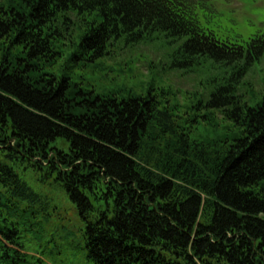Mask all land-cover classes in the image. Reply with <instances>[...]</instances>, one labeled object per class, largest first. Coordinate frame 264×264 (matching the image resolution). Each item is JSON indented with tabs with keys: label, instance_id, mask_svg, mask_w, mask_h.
I'll use <instances>...</instances> for the list:
<instances>
[{
	"label": "trees",
	"instance_id": "16d2710c",
	"mask_svg": "<svg viewBox=\"0 0 264 264\" xmlns=\"http://www.w3.org/2000/svg\"><path fill=\"white\" fill-rule=\"evenodd\" d=\"M5 2L0 264H28L27 168L74 205L86 264H264V93L254 105L237 93L264 52V31L219 38L198 17L201 0ZM157 39L171 47L173 69L227 70L211 78L206 101L171 104L153 86L97 95L75 74L118 46ZM216 113L235 130L192 139Z\"/></svg>",
	"mask_w": 264,
	"mask_h": 264
},
{
	"label": "rangeland",
	"instance_id": "374dc122",
	"mask_svg": "<svg viewBox=\"0 0 264 264\" xmlns=\"http://www.w3.org/2000/svg\"><path fill=\"white\" fill-rule=\"evenodd\" d=\"M5 1L0 0V6L6 5ZM200 3L198 17L204 27L219 38L239 36L247 39L264 31V0H201ZM74 30L75 35L81 33L83 26H76ZM170 52L171 47L163 39L118 46L110 55L96 59L95 65L89 64L87 68L76 70L75 74L83 75L97 95H146L153 86L152 92L171 104L189 105L198 96L206 101L213 87L211 78L226 74L227 70L210 62L188 71L173 69ZM76 76L74 80L77 81ZM237 93L248 105H254L261 98L264 93V52L241 78ZM234 130L230 121L216 113L213 121L200 120L190 136L201 140L230 135ZM24 176L35 194L31 202L26 199L20 205V208L29 207L34 213L20 228L29 255L28 264H86L80 240L83 222L74 205L45 172L27 168ZM22 228L29 230L23 232Z\"/></svg>",
	"mask_w": 264,
	"mask_h": 264
}]
</instances>
